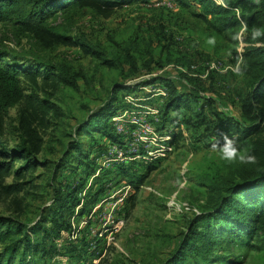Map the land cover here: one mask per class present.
I'll list each match as a JSON object with an SVG mask.
<instances>
[{"label":"trees","instance_id":"16d2710c","mask_svg":"<svg viewBox=\"0 0 264 264\" xmlns=\"http://www.w3.org/2000/svg\"><path fill=\"white\" fill-rule=\"evenodd\" d=\"M168 1L171 7L165 4L149 7L172 10L178 5L198 6L199 10L191 11L192 15L217 38L211 44L213 50L216 53L227 52L236 59L242 57L243 74L237 75L230 68L232 71L227 75L229 82L215 86V80L211 79L215 71H211L208 95L201 92L206 90L196 87L206 86L204 80L195 78L196 75H188L187 80L192 85L189 90H182L173 80L176 77H153L138 84L157 82L166 87L168 95L161 105V122L168 121L170 112L174 111L173 115H181V121L193 133L195 141L210 144L211 147L217 143L222 145L225 134L230 137L235 135L242 147L255 154L257 163H229L213 153L209 166L199 173L197 179L198 184L207 189L201 208L198 205L199 210L187 220L185 229L172 236L173 247L167 255L154 260L148 256V264H215L223 261L238 264L230 257H236L237 253L244 255L245 250L264 251V37L251 39L254 26L264 27V0L259 5L254 0H226L227 8L215 0ZM149 2L151 0H0V22H10L17 35L28 38L43 52L59 44L76 46L83 55L108 67H119L125 62L129 66L125 77H134L140 71L137 42L128 39L120 46L123 56L109 58L99 44L81 35H69L67 28L81 8L108 17L117 9ZM57 12L61 14L62 23L49 20ZM241 19L246 21L247 30H244L242 51L238 52L239 40L232 37L243 29ZM161 47L169 51L170 44ZM146 57L143 62L146 73L152 72L153 64L159 68L166 64L176 68L188 63L182 65L186 69L193 64L182 53L177 58L169 53L162 59V56L156 58L153 52H148ZM33 59L37 61L35 67L24 68L0 51V197H18L20 193H28L32 186H29L31 180L25 179L26 175L37 167H43L48 171L47 191L51 202L39 210L36 220L0 214V264H61L59 261L63 258H67L63 264H92L87 258L91 241L85 236L84 229L72 228L70 219L75 207L81 204L77 214H82L85 209L88 194L80 196L85 182L81 183V177H74L76 185L62 183L60 175L66 167L74 171L82 164L80 160H86L88 153L82 149L83 142L80 140L84 134L97 132L112 143L119 142L120 135L116 134L109 119L121 106L118 91L128 92L133 87L113 86L108 92L110 99L106 104L93 111L74 129L75 137L66 142L61 157H40L44 151V131L61 120L56 92L60 88L77 89L80 73L63 61L49 59L47 55L43 60ZM21 74L30 76L34 86L42 91L41 96L25 93ZM40 74L41 85L36 82V76ZM16 104L21 105L13 127L15 137L8 145L3 139L4 117L8 109ZM180 136V132L174 135L175 146ZM73 158L77 160L73 161ZM15 162L19 165L12 169ZM111 164L121 172L120 169L136 162L113 161ZM11 172L14 181L6 183L5 178ZM143 177L138 176L136 186ZM102 190L101 186L91 196ZM18 205L21 207L22 204ZM62 232L69 237L76 233L81 235L59 245L56 241Z\"/></svg>","mask_w":264,"mask_h":264},{"label":"rangeland","instance_id":"374dc122","mask_svg":"<svg viewBox=\"0 0 264 264\" xmlns=\"http://www.w3.org/2000/svg\"><path fill=\"white\" fill-rule=\"evenodd\" d=\"M159 4L171 7L168 0H151V3L146 5L135 3L117 9L108 17L99 16L88 8H81L72 17L71 25L67 28L69 35H81L99 44L109 58H116L115 56L121 54L123 56L120 46L130 39L137 42L139 47L136 52L137 64L140 71L134 77H125L129 70L125 62L119 67H108L83 55L76 46L59 44L43 52L28 38L17 35L10 22H0V51L8 54L13 61H18L24 68H30L35 67L37 63L33 58L43 60L47 55L49 59L63 61L80 73L77 89L60 88L56 92V102L62 114L61 120L44 131V151L40 157L53 159L61 157L66 142L75 137L74 129L93 111L106 104L110 99L108 92L115 85L133 86L153 77L168 78L171 75L176 77L173 80L182 90L192 88L190 81L187 80L191 74L180 73L169 64L162 68L153 64L152 72L146 73L143 62L147 59L148 52H153L156 58L162 56V59L169 53L175 58L182 53L190 59L189 63L196 67L195 78L204 80L206 86L204 87L203 83L204 88L194 85L206 90L201 91L204 95L209 93L208 84L211 79L215 80V86H219L221 82L224 84V81L229 82L227 75L232 71L230 68L235 67L236 57L228 55L227 52L216 53L213 50L209 41H216L217 38L204 23L192 15L191 11L199 10L198 6L178 5L172 10L149 7ZM49 20L55 23L63 22L60 12L55 13ZM239 32L241 38L237 51L241 52L244 46L242 41L244 30L240 29ZM167 43L170 44L169 51L161 47ZM210 62L218 64L220 69L212 72L213 78L210 77L212 70L207 71ZM41 76V74L36 76L39 85L42 81ZM20 80L25 93H38L41 96L42 91L34 86L30 76L21 74ZM124 92L125 90L118 91L117 95ZM20 105L16 104L9 108L4 117L3 139H6L8 145L13 143L15 137L13 127ZM113 105L115 107V102ZM170 114L173 115L174 111ZM179 132L180 139L167 157L149 164L137 161L136 164H131L132 166L120 169L121 172L119 169L115 170L111 164L113 161L109 160L112 158L110 149L113 144L110 139L97 132L84 134L80 138L83 142L82 149L88 153L86 160H80L82 164L76 166L74 171L66 167L61 171L60 177L62 183L76 185L74 177H81V183L85 182L80 194V196L88 194L85 198L87 200L85 209L82 214H77L81 204L78 205L73 209L70 219L72 228L84 229L85 236L91 241L87 254L89 263L148 264V256H152L153 260L162 259L173 247L172 236L185 229L187 220L201 208V203L206 199L207 189L198 184V175L209 166L213 153L216 155L220 153L210 144L203 145V142L195 141L193 133L188 128L180 129ZM17 165L19 163L15 162L12 169ZM103 170L105 171L102 172ZM47 174L48 171L43 167L30 171L25 178L31 180L29 186L32 187L28 193H20L18 197L13 195L0 197V214L18 215L21 219H38L39 210L51 202L47 191ZM139 175L144 177L136 186L135 181ZM12 181L14 176L11 172L5 178V182ZM101 186L103 190L91 196ZM17 203L22 204L21 207ZM76 235L80 237L81 234L76 233L69 237L67 233L62 232L56 242L59 245L67 244L66 242ZM235 255L236 257L230 259L238 264H264L262 250H245L244 255L239 253ZM66 260L67 258H63L59 263L63 264ZM215 264L227 263L223 261Z\"/></svg>","mask_w":264,"mask_h":264},{"label":"built area","instance_id":"2783aa9c","mask_svg":"<svg viewBox=\"0 0 264 264\" xmlns=\"http://www.w3.org/2000/svg\"><path fill=\"white\" fill-rule=\"evenodd\" d=\"M176 68L196 75L194 64L190 65L189 69L182 66ZM208 70L219 71V65L210 62L207 65ZM168 77L175 78L171 75ZM167 93L164 85L151 82L139 84L134 90L121 96V106L110 119L115 132L120 135L119 142L111 146L110 161L123 163L140 161L149 164L173 152L175 146L172 132L157 127L159 110L149 104V101L156 97H167Z\"/></svg>","mask_w":264,"mask_h":264},{"label":"clouds","instance_id":"9594fccd","mask_svg":"<svg viewBox=\"0 0 264 264\" xmlns=\"http://www.w3.org/2000/svg\"><path fill=\"white\" fill-rule=\"evenodd\" d=\"M260 2H261V0H254V3H256L257 5H259ZM216 3L220 4L221 6H223L225 8L228 7L226 0H216ZM238 19H239V17H238ZM240 23L242 25L243 30H247L246 21L241 19ZM262 37H264V27H255L254 26L251 30V39L252 40H258ZM232 38L234 40H237V41L240 40L241 32L235 33ZM209 43H214V40H210ZM233 71L237 75L243 74L244 68H243L242 57H238L236 59V64H235V67L233 68ZM137 85H139V84H136L133 86L131 85V87H133L132 90H134L135 86H137ZM131 91H128V92H131ZM128 92H124V93H128ZM167 95H168V93H167ZM164 99H166V97ZM110 122H111V120H110ZM159 122H160V111H159ZM114 131H115V129H114ZM172 137H173V134H172ZM223 141L224 142L222 145L218 144V143L212 145L213 149H216L219 151L221 159H223L229 163H236V162H239L241 164H255V163H257V157L255 156V154L252 153L249 148L242 147L239 143L238 138L235 135L230 137L227 134H225L223 136ZM173 143H174V139H173ZM174 146H175V144H174Z\"/></svg>","mask_w":264,"mask_h":264},{"label":"crops","instance_id":"0c3cea01","mask_svg":"<svg viewBox=\"0 0 264 264\" xmlns=\"http://www.w3.org/2000/svg\"><path fill=\"white\" fill-rule=\"evenodd\" d=\"M164 100L165 99L162 97H160V98L156 97L152 101H149V104L152 107H156V108H158L159 111H161V105H162ZM181 118L182 117L180 114L179 115H171L170 114L168 121H165L163 123V122H161V118H160V122H158L156 125L159 128H162V129H165L167 131L172 132L173 138H174V135L176 133H178L180 129L186 128L185 124L181 121Z\"/></svg>","mask_w":264,"mask_h":264}]
</instances>
